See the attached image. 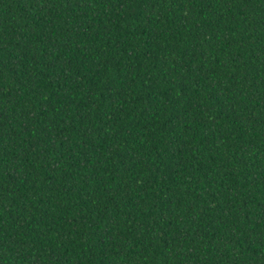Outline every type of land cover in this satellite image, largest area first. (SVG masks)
Masks as SVG:
<instances>
[{"label":"trees","instance_id":"1","mask_svg":"<svg viewBox=\"0 0 264 264\" xmlns=\"http://www.w3.org/2000/svg\"><path fill=\"white\" fill-rule=\"evenodd\" d=\"M0 264H264V0H0Z\"/></svg>","mask_w":264,"mask_h":264}]
</instances>
